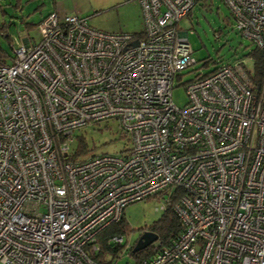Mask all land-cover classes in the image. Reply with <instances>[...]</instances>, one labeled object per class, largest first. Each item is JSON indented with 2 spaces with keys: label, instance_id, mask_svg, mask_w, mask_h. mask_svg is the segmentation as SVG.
Segmentation results:
<instances>
[{
  "label": "built area",
  "instance_id": "2783aa9c",
  "mask_svg": "<svg viewBox=\"0 0 264 264\" xmlns=\"http://www.w3.org/2000/svg\"><path fill=\"white\" fill-rule=\"evenodd\" d=\"M137 1L139 36L51 11L0 59V264H103L98 233L164 191L182 230L141 264H264V76L221 64L178 105L194 58L177 24L197 0ZM222 1L264 49V0ZM108 119L127 149L66 158L74 130Z\"/></svg>",
  "mask_w": 264,
  "mask_h": 264
},
{
  "label": "rangeland",
  "instance_id": "374dc122",
  "mask_svg": "<svg viewBox=\"0 0 264 264\" xmlns=\"http://www.w3.org/2000/svg\"><path fill=\"white\" fill-rule=\"evenodd\" d=\"M79 9L77 13L85 16L93 27L109 31H138L143 28L141 9L137 0H67ZM204 4V5H203ZM52 7V0H0V25L9 35L4 39L0 31V46L5 52L6 61L13 54L20 37H27L31 43L39 40L38 22ZM26 23L32 25L27 26ZM178 30L186 32L187 39L193 50L195 63L180 71L176 79V86L172 89V98L178 105L187 101L183 82L193 79L197 74L212 71L223 62L233 63L243 60L250 70L253 62L247 53L255 45L240 35L235 28L228 8L222 0H201L194 5L189 15L178 21ZM2 33V34H1ZM12 46V47H11ZM207 60V63L204 61ZM82 137L87 151L92 154L103 152L118 153L129 147L128 137L121 133L119 124L115 120H103L97 124H90L73 132L70 142V152L75 151ZM168 194L163 192L156 196L134 201L123 211L124 231L122 232V247L111 257L112 264H134L129 254L131 247L144 231L159 222L166 205Z\"/></svg>",
  "mask_w": 264,
  "mask_h": 264
},
{
  "label": "trees",
  "instance_id": "16d2710c",
  "mask_svg": "<svg viewBox=\"0 0 264 264\" xmlns=\"http://www.w3.org/2000/svg\"><path fill=\"white\" fill-rule=\"evenodd\" d=\"M199 1L201 0H197L195 2V5H198ZM190 13L191 11H189L186 15H189ZM26 24L27 26L32 25L31 23H26ZM3 28L4 26L0 25V31L3 32V34L2 33L1 34L4 39L9 40L10 37L7 33L4 32ZM140 33L141 32H137L136 34L139 36ZM247 55L251 58L253 62V68H251V70L255 73V78L259 79L260 77L264 76V49L253 47L247 53ZM6 56L7 55H5L4 50L0 46V59L3 61H6ZM195 62L196 61L194 59V63ZM204 63H207V60L204 61ZM224 63H230V62H223L221 64H224ZM220 65L216 66L212 71L216 70ZM244 67H246L245 64H244ZM198 75H202V74H197L193 78H195ZM121 133L128 137V143L130 144L129 136L123 133L122 131ZM127 148L128 147L122 150H125ZM92 155L94 154L87 151L83 138L80 137L78 148L75 151H71V152L69 151L66 158L70 160H83ZM164 192L168 194V191H164ZM179 194L180 192L178 191H176V194L174 192V195H171V193L168 194V201L166 205L164 206V208H162L164 211L162 218L159 220V222L155 223L150 229L151 231H154L157 234V240L163 246L167 245L171 241V239L177 236L182 230V224L180 220L178 219L176 213L172 209V203L175 201L176 196H179ZM123 231H124V216L122 215L121 219L117 223L109 224L102 231L98 233L97 241L99 243V250L93 255V258L97 259L103 264H112L110 259L106 258V255L111 254V257L114 256L122 247V243L108 242V238L114 234H122ZM154 245L155 244L153 245L150 244L149 246L137 252H132L131 250L132 247H131L129 254L133 257L134 264H141L144 260L151 257L156 250L154 248Z\"/></svg>",
  "mask_w": 264,
  "mask_h": 264
},
{
  "label": "water",
  "instance_id": "95a60500",
  "mask_svg": "<svg viewBox=\"0 0 264 264\" xmlns=\"http://www.w3.org/2000/svg\"><path fill=\"white\" fill-rule=\"evenodd\" d=\"M185 33V32H183ZM23 41L25 42V37L23 38ZM132 45H136L137 44V40H134L132 43ZM157 240V234L154 231L151 230H147L144 231L143 233H141L139 235V237L137 238V240L135 241V243L132 246V252H137L147 246H149L151 243H153L154 241Z\"/></svg>",
  "mask_w": 264,
  "mask_h": 264
},
{
  "label": "crops",
  "instance_id": "0c3cea01",
  "mask_svg": "<svg viewBox=\"0 0 264 264\" xmlns=\"http://www.w3.org/2000/svg\"><path fill=\"white\" fill-rule=\"evenodd\" d=\"M78 9L79 8L76 5H71L70 3L67 2V0H52V7L50 8V10L47 13H49L51 11H57V12H60V13L78 14L77 13ZM141 30H142V28L140 30H138V31H131V32L137 33V32H140Z\"/></svg>",
  "mask_w": 264,
  "mask_h": 264
}]
</instances>
